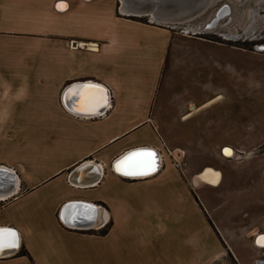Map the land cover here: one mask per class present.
<instances>
[{
	"label": "crops",
	"instance_id": "obj_1",
	"mask_svg": "<svg viewBox=\"0 0 264 264\" xmlns=\"http://www.w3.org/2000/svg\"><path fill=\"white\" fill-rule=\"evenodd\" d=\"M117 13L0 0V229L18 237L0 264H264V86L245 64L264 51ZM86 83L102 117L63 101ZM135 148L158 151L154 174L113 170ZM69 202L107 232L64 225Z\"/></svg>",
	"mask_w": 264,
	"mask_h": 264
},
{
	"label": "water",
	"instance_id": "obj_2",
	"mask_svg": "<svg viewBox=\"0 0 264 264\" xmlns=\"http://www.w3.org/2000/svg\"><path fill=\"white\" fill-rule=\"evenodd\" d=\"M216 1L218 0H123V7L128 11L127 12L128 14H126L127 17L129 16L136 18L135 16L138 15L150 16L151 15L150 13L153 12L156 14L157 17L167 20L164 21L165 23H170L179 26L184 25L185 27L188 25V23H190L191 20L200 17ZM259 4L261 8H264V0ZM120 6L121 3H119L117 11L118 14L121 15L119 9ZM228 13H229L228 5H223L219 7L215 12L213 18L210 20V22L205 25V28H203V26H200L198 30L191 31L190 33L201 34L209 29L215 28L217 23ZM164 25H169V24H164ZM254 49L256 51H264V45H255ZM88 85L90 84L89 83H86L85 85L75 84L69 86V88L65 92V97L63 98L64 103L66 104V100H68L69 102L71 101V99L73 100L76 94L77 93L80 94L85 89L84 87H87ZM105 106H106V94H105L104 105L99 106L96 111H93L87 115L88 116L101 115L105 109ZM138 151H152L155 153V170L148 175L127 176V177L139 178V177H147L154 174L160 167L161 158L159 157L158 151H156L153 148H135L133 150L128 151L113 164V170L116 173L123 175L121 174V172H118L115 169V165L125 156L129 155L132 152H138ZM12 191H14L13 187L10 189L7 186H2L0 191V196L1 197L9 196L12 193ZM85 206L91 207V209L94 210L92 215L94 217L93 219L85 218L87 217V215H85V213H83L82 210ZM98 212L99 215H97ZM59 218L64 225L80 230L100 228L105 224L107 220L106 212L103 208L97 207L95 205H82L77 202H69L64 204L63 207L61 208ZM5 229L1 228L0 230H5ZM6 230L13 231L17 234V232L13 229H6ZM17 247H18V237H17ZM261 247H264V245H262ZM14 249H4L1 252L0 257L10 254Z\"/></svg>",
	"mask_w": 264,
	"mask_h": 264
},
{
	"label": "rangeland",
	"instance_id": "obj_3",
	"mask_svg": "<svg viewBox=\"0 0 264 264\" xmlns=\"http://www.w3.org/2000/svg\"><path fill=\"white\" fill-rule=\"evenodd\" d=\"M260 2L262 0H218L200 17L191 20L187 26L175 25L170 28L190 33L193 27L197 28L210 21L219 7L228 5L229 13L218 22L215 29H209L201 35L213 40H224L223 42L246 51H254L255 45H264V8L260 7ZM119 3V0H117V9ZM256 4L257 9L255 11ZM117 16L122 17L124 15L117 13ZM129 18L144 23L150 20L147 17ZM188 27L189 29L186 30L185 28ZM254 62H257V87L264 86V57H257L256 60L248 56L245 59L246 67L253 66L252 63ZM262 105L264 106V95L257 93V121L264 116ZM257 127H259V122H257Z\"/></svg>",
	"mask_w": 264,
	"mask_h": 264
},
{
	"label": "snow or ice",
	"instance_id": "obj_4",
	"mask_svg": "<svg viewBox=\"0 0 264 264\" xmlns=\"http://www.w3.org/2000/svg\"><path fill=\"white\" fill-rule=\"evenodd\" d=\"M57 7L63 10L66 5L58 4ZM92 96L98 97L97 103L103 106L105 102V93L103 89H94ZM230 155V151L225 152ZM116 170L126 176H144L155 170V153L152 151L132 152L120 160L116 165ZM94 212V210H91ZM86 219H93V216H87ZM264 245V237L258 241ZM17 247V234L10 230H0V250L14 249Z\"/></svg>",
	"mask_w": 264,
	"mask_h": 264
},
{
	"label": "bare ground",
	"instance_id": "obj_5",
	"mask_svg": "<svg viewBox=\"0 0 264 264\" xmlns=\"http://www.w3.org/2000/svg\"><path fill=\"white\" fill-rule=\"evenodd\" d=\"M119 1L121 3V6L119 8L120 9V12H121L122 15L126 16V14H128L127 13L128 11L123 7V0H119ZM63 5H66V4H63ZM256 9H257V4L255 5V11H256ZM150 14H151L150 16L149 15H138V16H135V17H137V18H139V17H147V18H150V21L151 22L156 23V24H159V25H162V26H166V27H173V26H175V25L170 24V23H165L164 21H167V20H164L162 18L157 17L156 14L153 13V12H151ZM209 22L210 21H208L207 23H209ZM207 23H205L204 25H201V26H203V28H205V25ZM164 24H169V25H164ZM199 27L200 26H198L197 28L193 27L192 28V31L198 30ZM185 29L187 30V29H189V27L188 28H185ZM213 29H215V28H213ZM199 35H201V34H199ZM83 46H86V45H83ZM89 47H93V45H89ZM93 90L94 89H92V88H86V90H85L84 93H80V94L77 93L76 96H75V98L73 99L72 107L75 110L81 111V112H90V111L95 110L97 107H99V104L97 103L98 97H95V96H92L91 95V93L93 92ZM94 99H95V101H94ZM115 169H116V167H115ZM2 182L3 181L0 180V189L2 188V186H1L2 185ZM92 229H98V228H92ZM1 252L2 251H0V254H1Z\"/></svg>",
	"mask_w": 264,
	"mask_h": 264
},
{
	"label": "built area",
	"instance_id": "obj_6",
	"mask_svg": "<svg viewBox=\"0 0 264 264\" xmlns=\"http://www.w3.org/2000/svg\"><path fill=\"white\" fill-rule=\"evenodd\" d=\"M148 22H150V20H148ZM104 114L102 113L101 114V117L103 116ZM175 164H177V163H179L178 162V158L175 160V162H174ZM105 226H106V224H104L102 227H100V228H98V229H88L89 231H93V232H95V233H97L98 235H101V230L103 229V228H105Z\"/></svg>",
	"mask_w": 264,
	"mask_h": 264
},
{
	"label": "trees",
	"instance_id": "obj_7",
	"mask_svg": "<svg viewBox=\"0 0 264 264\" xmlns=\"http://www.w3.org/2000/svg\"><path fill=\"white\" fill-rule=\"evenodd\" d=\"M108 226H109V223H108V225L105 226V228H103V229L101 230V235H103V234H105V233L107 232V230H108Z\"/></svg>",
	"mask_w": 264,
	"mask_h": 264
}]
</instances>
